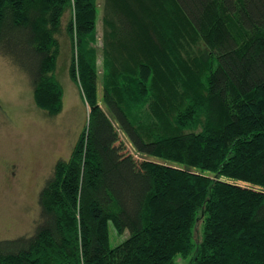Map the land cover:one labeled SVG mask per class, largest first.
Here are the masks:
<instances>
[{
	"label": "trees",
	"instance_id": "16d2710c",
	"mask_svg": "<svg viewBox=\"0 0 264 264\" xmlns=\"http://www.w3.org/2000/svg\"><path fill=\"white\" fill-rule=\"evenodd\" d=\"M0 0V55L47 116L68 74L88 105L0 264H264V0ZM100 85V86H99ZM120 130L140 155L116 139ZM168 161V162H167ZM249 183L240 184L236 181ZM108 221L128 235L114 246Z\"/></svg>",
	"mask_w": 264,
	"mask_h": 264
},
{
	"label": "rangeland",
	"instance_id": "374dc122",
	"mask_svg": "<svg viewBox=\"0 0 264 264\" xmlns=\"http://www.w3.org/2000/svg\"><path fill=\"white\" fill-rule=\"evenodd\" d=\"M101 0H98L96 21L97 66L101 74ZM60 36V52L55 74L62 86V105L47 116L34 102L29 81L21 70L0 55V239L29 234L38 218L37 194L54 163L67 158L85 125L88 105L78 84L68 74L69 44ZM100 86V85H99ZM116 139L136 158L160 159L136 153L117 129ZM168 162V161H167ZM240 184L249 183L236 181ZM255 186V185H251ZM128 235L117 232L108 221L110 246ZM201 237V219L193 227L194 248L185 256L176 254L171 264H191Z\"/></svg>",
	"mask_w": 264,
	"mask_h": 264
}]
</instances>
